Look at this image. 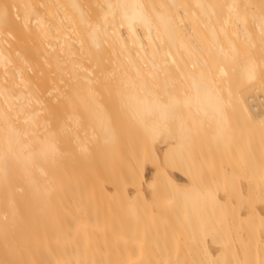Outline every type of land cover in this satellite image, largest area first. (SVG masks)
Returning <instances> with one entry per match:
<instances>
[{
    "label": "bare ground",
    "instance_id": "6f19581e",
    "mask_svg": "<svg viewBox=\"0 0 264 264\" xmlns=\"http://www.w3.org/2000/svg\"><path fill=\"white\" fill-rule=\"evenodd\" d=\"M260 66L264 0H0V264H264Z\"/></svg>",
    "mask_w": 264,
    "mask_h": 264
},
{
    "label": "rangeland",
    "instance_id": "374dc122",
    "mask_svg": "<svg viewBox=\"0 0 264 264\" xmlns=\"http://www.w3.org/2000/svg\"><path fill=\"white\" fill-rule=\"evenodd\" d=\"M239 4L240 5H243V3L242 2H239ZM187 62V61H186ZM259 69H261V70H264V67L262 66H260L259 67ZM232 70H234L235 71V69L234 68H232ZM93 247V248H92ZM100 246H90V248L92 249H90L88 246L87 247H84V248H88L87 250H82L83 248L82 247H77L76 249H72V248H74V247H69L70 249H68L67 250V248L68 247H66V249H65V247H63L62 249H63V252L65 253V255H64V253L62 252V249L60 248H54V249H56V250H54V249H49V250H34V252L33 251H27L26 252V255H25V252H21V258L24 256H26V257H28V256H31V258H33V260H31V261H27V262H29V264H30V262H31V264H45V263H47V264H102L104 261V259L106 258V256L104 255L105 253V251L104 252H100L101 250H103V248H99ZM104 247V246H103ZM108 246H106L105 248L106 249H110L109 251L110 252H107V254L109 253L110 255H107V257L108 256H111V257H113L114 258V255L115 256H119V258H120V255L121 254H123V253H113V252H115L114 250H111V248L112 247H110V248H107ZM104 248V249H105ZM78 249H80V250H78ZM89 249H90V251H89ZM99 249H101V250H99ZM113 249V248H112ZM115 249V248H114ZM77 250V251H76ZM96 250V251H95ZM116 250H118V249H116ZM123 249H121V252H124V251H122ZM125 250V252H126V255L128 254L127 253V249H124ZM69 251V252H68ZM73 251V252H72ZM131 250H129L128 252H130ZM30 252V253H29ZM33 254H32V253ZM52 254H51V253ZM116 252H120L119 250L118 251H116ZM36 253V254H35ZM104 253V254H103ZM130 253H132V251L130 252ZM19 254V253H18ZM28 254H30V255H28ZM55 254H58V255H55ZM119 254V255H118ZM134 254V253H133ZM133 254H131V255H133ZM124 255V254H123ZM125 255V256H126ZM33 256V257H32ZM36 256H39V258H37ZM62 256V257H61ZM63 256H64V258H63ZM75 256V257H74ZM129 256V255H128ZM55 257V258H54ZM37 258V259H36ZM42 258V259H41ZM60 258V259H59ZM112 258V259H113ZM131 258L132 259H134V256H131ZM109 259V258H108ZM57 260H58V262H57ZM60 260V261H59ZM114 260H115V258H114ZM34 261V262H33ZM109 261H110V259H109ZM113 261V260H112ZM120 261V260H119ZM122 261V260H121ZM44 262V263H43ZM106 262V261H105ZM144 262H146V261H144ZM133 264L134 263V261H132V260H129L128 259V261L126 262V264ZM138 263H142V261L140 260V261H138ZM148 264H150L149 262H147ZM106 264H107V262H106ZM123 264H125V262L123 263ZM135 264H137V262L135 261ZM146 264V263H145Z\"/></svg>",
    "mask_w": 264,
    "mask_h": 264
}]
</instances>
